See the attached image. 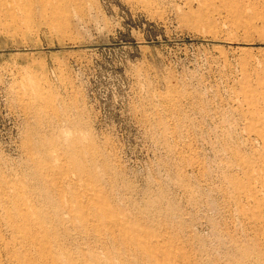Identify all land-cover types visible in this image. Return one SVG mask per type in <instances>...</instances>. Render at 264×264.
Returning a JSON list of instances; mask_svg holds the SVG:
<instances>
[{"label": "rangeland", "instance_id": "1", "mask_svg": "<svg viewBox=\"0 0 264 264\" xmlns=\"http://www.w3.org/2000/svg\"><path fill=\"white\" fill-rule=\"evenodd\" d=\"M0 264H264V0H0Z\"/></svg>", "mask_w": 264, "mask_h": 264}]
</instances>
